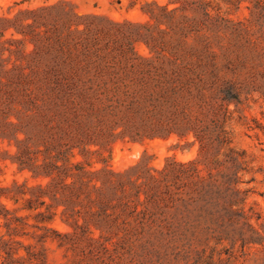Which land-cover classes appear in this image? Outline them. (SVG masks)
I'll return each instance as SVG.
<instances>
[{"label":"trees","instance_id":"1","mask_svg":"<svg viewBox=\"0 0 264 264\" xmlns=\"http://www.w3.org/2000/svg\"><path fill=\"white\" fill-rule=\"evenodd\" d=\"M138 3L149 18L143 24L79 14L66 2L0 16V142L15 147L0 160L29 174L0 185L3 264H46L48 241L60 248L83 239L90 247L145 246L175 236V222L223 234L228 222L248 219L250 162L230 128L240 88L220 74L209 36L201 48L184 42L192 29L215 30L214 6L130 0L129 7ZM151 22L181 39L169 50L149 32ZM173 136L193 137L185 146L197 144V157L168 159L162 170L112 168L116 142ZM57 217L71 231L54 229Z\"/></svg>","mask_w":264,"mask_h":264},{"label":"rangeland","instance_id":"2","mask_svg":"<svg viewBox=\"0 0 264 264\" xmlns=\"http://www.w3.org/2000/svg\"><path fill=\"white\" fill-rule=\"evenodd\" d=\"M155 1L162 5L168 2ZM210 1L214 6L215 25L212 27L216 26L215 30L210 33L192 29L187 32L184 42L188 48H201L209 36L210 50L216 55L220 74L240 88V102L229 106L233 111L230 128L233 145L245 151L250 162V172L246 175L247 180L252 179L247 185L251 189L246 207L248 219L238 216L227 223V231L223 234L205 229L195 231L175 222L170 228L175 236L145 246L143 242H136L131 247L122 244L90 247L83 239L60 248L57 243L48 241L44 245L46 264H264V0H243L239 8H236L237 0ZM60 2L72 5L79 14L103 16L119 23L127 20L143 24L149 20L141 11L142 3L130 8V0H0V16H13L20 8H37ZM9 8H13L10 14ZM189 15L194 16L192 13ZM94 22L105 25L103 21ZM151 23L153 26L149 32L157 43L169 50L181 39L179 33L165 30V26L160 30L154 22ZM120 29L132 30L127 25ZM137 50L141 54L148 53L144 43H140ZM206 54L207 51L202 50L198 55L204 57ZM193 140L191 136L187 140L173 136L167 140L118 141L112 147L111 166L122 172L130 171L138 164L162 170L168 159L175 157L179 162H187L196 158L198 145L185 146L186 142ZM3 150L13 153L15 147L0 142V152ZM0 166L3 167L1 186L9 187L14 180L23 183L29 178L28 173H19L9 159L0 160ZM4 202L8 208H13L12 203ZM27 214L18 212L20 216ZM30 223H33L32 219ZM51 226L62 233L71 231L59 217ZM34 230L29 229L31 232ZM5 233V228L0 229V237ZM98 235L96 231L95 236ZM17 240L23 244L36 242L21 237ZM20 255H24V251L21 250ZM0 264H3L1 258Z\"/></svg>","mask_w":264,"mask_h":264}]
</instances>
